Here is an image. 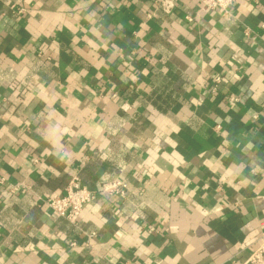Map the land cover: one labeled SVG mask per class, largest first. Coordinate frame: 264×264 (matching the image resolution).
<instances>
[{
  "label": "crops",
  "instance_id": "1",
  "mask_svg": "<svg viewBox=\"0 0 264 264\" xmlns=\"http://www.w3.org/2000/svg\"><path fill=\"white\" fill-rule=\"evenodd\" d=\"M152 1L0 0V264L246 259L264 226V0L147 18ZM74 175L95 197L72 223L41 199Z\"/></svg>",
  "mask_w": 264,
  "mask_h": 264
},
{
  "label": "built area",
  "instance_id": "2",
  "mask_svg": "<svg viewBox=\"0 0 264 264\" xmlns=\"http://www.w3.org/2000/svg\"><path fill=\"white\" fill-rule=\"evenodd\" d=\"M204 8L213 10L221 9L227 11L229 6L236 0H200ZM176 0H153L152 7L146 14L147 18H151L156 10H159L165 14L172 12L175 6ZM186 20H191V16H185ZM222 82V77L219 75L213 76L211 84L209 86V92L214 93L218 89ZM239 100L236 95H231L226 98L228 104L235 103ZM215 130L220 129V125L214 126ZM19 188L9 187L3 192L4 196L12 195L17 192ZM100 193L108 199H115L122 197L124 192L119 187V182H105L100 187ZM95 197V192L83 185L78 176L74 175L70 178L67 185L64 188V192L61 194H50L41 201L43 204L54 212L59 217L65 218L69 222H76L82 208L85 204L89 203ZM2 199V198H1ZM71 246L75 245V242H70ZM250 249L246 259L241 264H264V226L256 236V238L250 243Z\"/></svg>",
  "mask_w": 264,
  "mask_h": 264
}]
</instances>
